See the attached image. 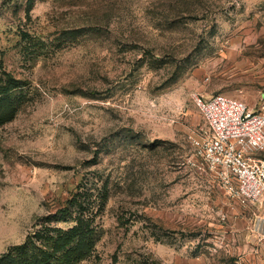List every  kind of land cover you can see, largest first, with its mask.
Listing matches in <instances>:
<instances>
[{"label":"rangeland","instance_id":"1","mask_svg":"<svg viewBox=\"0 0 264 264\" xmlns=\"http://www.w3.org/2000/svg\"><path fill=\"white\" fill-rule=\"evenodd\" d=\"M216 94L264 104V0H0V255L82 212L72 264H264V196L200 158Z\"/></svg>","mask_w":264,"mask_h":264},{"label":"built area","instance_id":"2","mask_svg":"<svg viewBox=\"0 0 264 264\" xmlns=\"http://www.w3.org/2000/svg\"><path fill=\"white\" fill-rule=\"evenodd\" d=\"M209 135L200 148L202 162L214 170L229 194L241 201L264 196V104L258 111L222 94L195 98Z\"/></svg>","mask_w":264,"mask_h":264},{"label":"trees","instance_id":"3","mask_svg":"<svg viewBox=\"0 0 264 264\" xmlns=\"http://www.w3.org/2000/svg\"><path fill=\"white\" fill-rule=\"evenodd\" d=\"M73 204L81 211L84 209L79 193L75 196ZM55 231L54 236L46 239L52 242L51 245H37L38 238L45 237L46 233L44 228L37 230L35 232L37 238L34 241L29 238L21 246L1 254L0 264H72L71 260L84 258L89 253L86 243L89 242L94 229L82 212L75 218L74 226L64 231L61 229Z\"/></svg>","mask_w":264,"mask_h":264}]
</instances>
